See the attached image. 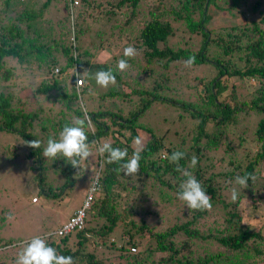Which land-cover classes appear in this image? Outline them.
Masks as SVG:
<instances>
[{
    "label": "trees",
    "instance_id": "16d2710c",
    "mask_svg": "<svg viewBox=\"0 0 264 264\" xmlns=\"http://www.w3.org/2000/svg\"><path fill=\"white\" fill-rule=\"evenodd\" d=\"M60 1L64 3L63 10L66 13L60 27V40L53 38L49 41L45 38L53 33L54 27L49 28V33H40L36 25L50 4L53 2L57 5ZM74 1L46 0L36 8L32 0H0V131L17 133L28 142L34 140V130L45 131L49 138L58 139L57 133L65 125H73L77 119L91 117L85 124L89 144H102L109 139L113 147L127 148L129 157L136 148L134 138L144 134L148 139L144 140L140 169L134 176H125L123 171L117 172L120 165L108 164L107 154H99L101 186L87 210L85 228L62 237H48L46 242L56 248L59 254L72 256L74 264H107L110 257L106 258L101 254L105 251L108 254L110 251L112 257L117 256L123 261L117 264H257L264 261V208L261 212L262 220L255 224L245 223L242 213L243 204L247 207L254 206L253 212L259 205H264V177L261 176L264 169V0H151L153 4L147 12L149 18L144 20L138 30V41L141 43L137 46L138 49L144 47V56L149 66L161 64L163 68H168L171 63L176 62L185 66L184 62L194 56L192 69L208 67L207 74L198 79L197 86L185 85L187 98L184 95L180 98L181 93L167 94L170 89L166 85L169 82L166 74L161 76V83H154L153 80L145 87L130 80L123 81L121 72L113 71L110 67V63L121 60L116 54L103 64L90 63L86 59L96 58L105 49L110 54L114 53L110 48L111 37L117 30V45L125 27L132 22L135 24L136 9L139 8L141 0L107 3L110 7H104L101 11L102 17L106 19L105 23L114 24L108 25V31L96 32V36L102 41L94 51L79 46L82 37L89 31L87 18L90 16L89 8L93 6V0H78L80 7L73 6ZM96 6L101 7V4L97 3ZM124 6L130 8V13L124 10ZM223 9L228 12L235 9L244 14V23L225 28H208V24L215 17L212 10ZM119 16L124 17L125 27L120 24L122 21ZM176 25L191 36L190 39L197 38L198 47L195 44L190 46L188 42H184V46H170L168 41L175 35ZM103 48L105 49L102 50ZM59 50L60 55L56 52ZM60 58L65 61L63 65H59ZM127 60L129 66H132L133 60ZM26 63L37 64L46 75L44 82L35 89L36 95L29 98L37 110L28 111L26 108L14 107L13 94L3 91L2 83H11L13 77H16V71L25 69ZM56 67L59 69L58 73H54ZM69 68L76 70L72 76L65 75ZM109 69L115 75L117 83L122 86L118 91L98 95L96 102L117 98L122 102L132 103L129 98L137 95L142 104L138 110L128 111L124 115L121 104L103 108L96 104L95 107L92 105L81 108L80 99L88 93L89 87L82 85L77 88L76 80L82 78L88 85L94 70ZM137 69L138 74H145V77L150 78L154 74L152 67L137 65ZM234 78L240 81V85L234 82ZM67 79L71 82L70 91L65 85ZM13 81L16 83L14 79ZM14 83L6 88H14ZM127 87L132 88V94L125 91ZM239 88L245 92L239 94ZM192 94L194 101L191 100ZM47 98L51 102L46 103H50L52 108L42 107ZM26 101L18 100L22 105ZM154 102L167 103L187 114L193 123L192 146L186 149L184 141H167V131L159 135L152 127L139 123L138 117ZM59 105L64 107L60 106L63 111L56 112L57 119L53 115ZM249 115L258 118L257 127L253 138L240 139L239 145L242 144L243 147L239 151L242 154L236 161L229 162L233 166L230 170L225 165L221 152L232 151V148L224 141H228L230 134H235L239 120ZM43 151L42 146L32 148L29 156H36L41 161ZM174 151L185 153V158L179 164L200 181L211 198L212 208L200 211L186 207L185 214L189 217L164 229L149 226L143 218L139 225L135 219L134 208H123L121 201L128 203L129 194L135 193L141 199L147 186L155 187L158 200L162 203H172L171 195L178 199L180 184L186 177L175 170V164L163 158L164 153L170 156ZM191 153L198 158L194 168L191 166ZM53 162L54 166L62 168L66 177L62 187L55 191L56 195L61 196L68 185H73L74 175H77L81 167L73 168L62 157ZM41 174L36 176L40 186L44 185L46 188L41 192L50 197L54 188L47 187ZM246 174L250 177L248 186L242 188L236 183V177ZM233 188L238 192L235 202L231 199ZM122 192L128 193L126 198L122 196ZM66 195L64 192L63 198ZM36 198L39 203L38 196ZM179 202L186 206L180 199ZM96 219L102 221L97 227L93 225ZM207 221V228L200 230L201 224L207 225ZM116 228H119L123 241L119 246L112 237ZM198 242H203L202 256L196 253ZM11 245L13 241H7L2 247ZM213 247H221L225 251H210ZM130 248H134L135 252H131ZM154 255L160 256L158 262H155Z\"/></svg>",
    "mask_w": 264,
    "mask_h": 264
},
{
    "label": "rangeland",
    "instance_id": "374dc122",
    "mask_svg": "<svg viewBox=\"0 0 264 264\" xmlns=\"http://www.w3.org/2000/svg\"><path fill=\"white\" fill-rule=\"evenodd\" d=\"M32 1V4H35L36 8H39L46 0ZM117 1L118 0H93V6L89 8L90 16L87 18V21L89 22V31L84 37H82L81 42L79 43L80 48H89L91 51L97 49L102 39H99V36H96V32L108 31V25L111 23H105L106 19L102 17L103 12L101 11L105 6L108 8L110 7L107 5L108 2L116 3ZM150 2L151 0H141L139 8L136 9L135 24L132 22V24H129L127 27H125L126 25H124V22L126 21H124V17L119 16V20L122 21L120 24L125 27V30L123 32L121 41L118 39L117 45V30L115 31L116 33H114V35L111 37L110 48L114 51L113 54L108 53L106 49L103 48L102 50H105L101 51V53H99L96 58L86 57V59L88 58L89 62L94 64H103L108 58L110 60L111 56L115 54L116 56H119L117 58L122 59V57H124V49L128 46H133L137 52L136 55L131 58L133 60V62H131V64L133 63L132 66L130 65L126 70L120 71L117 66V60L114 63H110V67L113 71L118 73L119 71L121 72V79L123 81L130 80L135 84L137 83L140 87H145L149 85V83H152L153 80L154 83L156 81L161 83V76L166 74L169 79V82L166 83V85L169 86L170 89L167 94L172 93L173 95H177L178 93H181L179 94L180 98H183L182 95L187 98V96H185V93L187 92L185 85L189 84L191 86H197L198 79L207 74L208 67L203 66L192 69L191 67H185L183 63L180 62L171 63L168 68H163L161 64H153V66H149L147 58L144 56V47H139L140 49H138L137 46H139L141 43L138 41V30L143 25L144 20L149 18L147 12L149 6L153 4V2ZM97 3H100L101 7L96 6ZM63 4L64 3H62V1L57 3V5L52 2L45 14L40 19V22H37L36 26L40 33H49V30H51L49 28L54 27L53 33L48 35L45 38L46 40L50 41L53 38L58 39L61 36L60 27L64 23V18L66 17V13L63 10ZM73 6L80 7L81 3L78 4V0H75ZM124 10L130 13V8L124 6ZM212 12H214L215 17L208 24V28H225L236 23H244V14L239 13L235 9L230 12H228L226 9L219 11L212 10ZM60 21L61 23L59 24ZM111 24L114 23L112 22ZM176 26L177 29L175 35H173L168 41L170 46H184V42H188L190 43V46L195 44L194 46L198 47L197 38L190 39L191 36L189 37L188 34L181 31L182 29H179L181 28L180 26ZM124 44L126 45L124 46ZM105 46L108 47L107 45ZM56 52L58 55L61 54L60 50ZM60 60L61 62L59 65H63L65 61L61 58ZM137 65L148 68L152 67L154 71L153 76L149 78L148 76L145 77V74L139 75L137 71ZM24 68L25 69L22 71H16V77H13L16 83H14L13 79L11 81V83H14V88H6V86L11 84L10 82L2 83L4 86L3 91L13 94L12 104L14 107L18 106L17 108H26L28 111L37 110V107L32 104L29 98L33 95H36L35 89H37L40 84L44 82V77L46 75L42 73V70L39 69L37 64L30 65V63H26ZM81 70L85 73L83 69ZM98 71L99 70H94L88 85H86V83L83 84V87H89V91L88 93H85L80 99L81 108H89L92 107V105L95 107L96 104H99L102 108L104 106H120L121 104L124 109V115H126L128 111L138 110V108L142 106L140 103V97L137 95H133L129 98L132 103H129L128 101L122 102L121 99L117 98H113L112 100H107L104 102H96L98 95L114 90L118 91L122 86L116 83L115 86H109L107 89L100 87L97 85L95 80V73ZM75 72L76 70L74 68H69L66 70L65 75L72 76V74ZM212 74L213 71H211V75ZM233 80L234 82H237L238 85H240V81L237 78H234ZM65 85H67V89L70 91L71 82L68 79L66 80ZM131 90L132 88L127 87L125 91L128 94H132ZM199 92L203 93L201 89H199ZM244 92V89H238L239 94ZM53 93L54 91L52 94ZM44 97L45 96H41V98ZM49 99L50 98H47L45 100L42 107L52 108L50 107V103H46L47 101H50ZM18 100H21L22 102L29 100V102L26 101V104L22 105L20 102H18ZM191 100H195L194 94H192ZM60 106L64 107L59 105V108L56 110L53 109L55 110L53 116L56 118V112H59L63 109L60 108ZM149 106L150 107L145 110V113L138 117L139 123L148 127H152L154 129L153 131L159 135L163 134L164 132L166 133L167 131V141H175L178 139L177 141H184V146L186 149L192 146L193 123L184 111L176 107L174 108L167 103L163 104L160 102H154ZM257 122L258 118L253 115H249L248 117L239 120L238 125L234 130L235 134H230L228 136V141L230 142L224 141L225 144L229 143L232 148V151L229 150L226 153L223 151L221 152L223 155L222 157L225 159V165L228 168L230 167V170L233 168V166L229 165V162L236 161V158H239L242 154L239 151L240 147H243L242 144L239 145L240 139L246 138V140H249L253 138V132L257 127ZM40 132V130H34L33 138L34 140H39L41 142V146L45 149L49 136L45 131L41 132L42 134ZM57 134H60V132ZM143 135L144 134H141L140 136L142 143H144V140L148 139L147 135H144V137ZM27 142L28 141L26 139L17 133L7 130L0 131V264H16L18 253L32 238L41 237L46 240L48 237L56 236L54 234L56 229L63 223H66L68 217L83 205L86 197L88 196L94 176L99 172L101 173V166L98 162L99 152L97 150L99 144H92L90 145L92 155L81 165V169L77 172V175H74L73 179H75V182L73 185H68V187L64 189V192L67 193V197L63 198L64 192L61 196L55 194V191L62 187L66 179L62 173V168H60L58 165L54 166V162L52 161L50 163V159L45 158L44 156H41V161H39L36 156L30 157L29 154L32 148L29 147ZM104 142H110V140L107 139L102 143ZM191 154L192 156L194 155L193 153ZM217 155L220 156L219 154ZM92 166H94V168H92ZM38 173H42L40 176L43 175V178L47 183V187L51 186L54 188L52 196L47 197L42 194L41 190L46 188L44 185L40 186V181L36 179ZM261 176L264 177V169H262ZM137 186L138 188H141L140 184H137ZM96 195L97 194L94 195V198ZM127 195L128 193L122 192V196H124V198H126ZM134 195L129 194L128 203L121 201V204L123 208L128 207L129 210L134 208L135 219L139 225H141L140 220L143 218L145 223L149 226L155 229H164L166 226L183 222L189 217L185 214L186 206H183L179 202V199H175L174 195H171L173 197L172 203L160 202L158 200V193L155 187H145L141 199H138L139 197L137 198V193ZM33 196H38L39 203H32L31 199ZM263 208L264 205L261 204L253 212L254 206L247 207L246 204H243L242 213L244 216V222L255 224L261 221V212ZM7 214H11L13 218L11 220H7ZM97 224H102V221H97V219L93 221V225L95 227H97ZM208 225V221L207 225L201 224L200 230L207 228ZM112 237L115 238L116 245L119 246L123 244L119 228L115 229ZM7 241H13V245L2 247V244ZM201 247H203V242H201V244L198 242L196 253L200 256L204 255L203 249ZM211 249L212 250L210 251L214 252L225 251L221 247H213ZM101 254L106 258L110 257V259L107 260V264H110L111 262H113V264L123 262L117 256L112 257V255H110V251L109 254L108 251H105ZM153 258L155 262H158L160 256L154 255ZM257 264H264V261L258 262Z\"/></svg>",
    "mask_w": 264,
    "mask_h": 264
},
{
    "label": "clouds",
    "instance_id": "9594fccd",
    "mask_svg": "<svg viewBox=\"0 0 264 264\" xmlns=\"http://www.w3.org/2000/svg\"><path fill=\"white\" fill-rule=\"evenodd\" d=\"M137 50L133 46L124 49V57L132 58L136 55ZM185 67L190 68L195 63V57H189L185 62ZM118 69L124 71L129 67L127 59L118 61ZM97 85L107 89L109 86H115L117 81L112 70H101L95 73ZM86 120L90 121L91 117L86 119H77L73 125H65L59 134V139L49 138L47 146L43 151L45 158L56 160L59 157L70 164L73 168L79 169L81 165L92 155L88 135L85 131ZM136 145L131 157L128 155L127 148L121 149L113 147L110 142L99 144L97 150L101 156L107 154L108 164H119L117 172L123 171L125 176H134L139 172L141 152L143 151L142 139L137 136L134 138ZM33 149L40 148V141L33 140L27 142ZM163 158L176 165V171L182 173L186 179L180 184V192L177 193L178 199L185 202L186 207L191 210H210L212 208L211 198L206 190L196 179V177L180 166L179 161L185 158L182 151H174L170 156L163 154ZM198 158L193 155L191 166L194 168ZM249 175L243 177L237 176L236 183L242 188H247ZM238 198V192L235 188L231 191V199L235 202ZM11 214L6 215L7 220H11ZM16 264H74L72 256H65L58 253L57 249L50 246L44 238L34 237L18 253Z\"/></svg>",
    "mask_w": 264,
    "mask_h": 264
},
{
    "label": "built area",
    "instance_id": "2783aa9c",
    "mask_svg": "<svg viewBox=\"0 0 264 264\" xmlns=\"http://www.w3.org/2000/svg\"><path fill=\"white\" fill-rule=\"evenodd\" d=\"M58 72H59V69L56 67L54 69V73H58ZM83 84H84V81L82 78H78L76 80L77 88L82 86ZM100 186H101V183H100V172H99L94 176L92 180V183H91V186L88 192V196L86 197V200L83 203V205L79 209L73 212V214L68 218L66 223H63L60 227L56 229V231L54 232L55 235L62 237L73 231H80L85 228L87 210L90 207V204L94 198V195L100 191ZM31 201L32 203L38 202L36 197H33ZM130 251L135 252V249L130 248Z\"/></svg>",
    "mask_w": 264,
    "mask_h": 264
},
{
    "label": "crops",
    "instance_id": "0c3cea01",
    "mask_svg": "<svg viewBox=\"0 0 264 264\" xmlns=\"http://www.w3.org/2000/svg\"><path fill=\"white\" fill-rule=\"evenodd\" d=\"M92 168H94V166H92Z\"/></svg>",
    "mask_w": 264,
    "mask_h": 264
}]
</instances>
